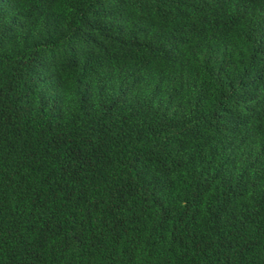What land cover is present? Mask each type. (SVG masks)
I'll return each mask as SVG.
<instances>
[{"label": "trees", "instance_id": "16d2710c", "mask_svg": "<svg viewBox=\"0 0 264 264\" xmlns=\"http://www.w3.org/2000/svg\"><path fill=\"white\" fill-rule=\"evenodd\" d=\"M0 264H264V0H0Z\"/></svg>", "mask_w": 264, "mask_h": 264}]
</instances>
